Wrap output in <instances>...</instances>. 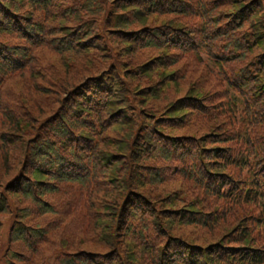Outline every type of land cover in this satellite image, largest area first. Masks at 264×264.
<instances>
[{
	"label": "rangeland",
	"instance_id": "1",
	"mask_svg": "<svg viewBox=\"0 0 264 264\" xmlns=\"http://www.w3.org/2000/svg\"><path fill=\"white\" fill-rule=\"evenodd\" d=\"M29 1L0 34V264L72 260L64 250L77 242L61 246L58 222L78 214L97 228L89 250L112 251L100 264H119L120 246L136 264H264V0ZM155 57L148 70L168 68L153 88L146 75L135 83L145 67L118 65ZM140 158L147 171L132 183L146 197L130 212L119 161L134 170ZM32 164L57 177L34 200L9 191L32 182ZM156 194L165 205L147 198Z\"/></svg>",
	"mask_w": 264,
	"mask_h": 264
},
{
	"label": "trees",
	"instance_id": "2",
	"mask_svg": "<svg viewBox=\"0 0 264 264\" xmlns=\"http://www.w3.org/2000/svg\"><path fill=\"white\" fill-rule=\"evenodd\" d=\"M19 1L20 0H0V34L3 32H6V31H11L13 29V27H10V25L8 24L6 19L7 18L13 19L14 17H18V11L20 10L19 3H29L31 5H34L29 0H23V2H19ZM9 2H12V4L9 5L8 4ZM37 4H40V1L37 2ZM121 20H123V19H121V18L118 19L116 28L124 30V31H128L129 24L125 23V22H121ZM33 30H36L37 32H41L40 28H34V27L29 28L30 32H32ZM89 37H90L89 39H91L93 36H89ZM119 54H121L120 51L118 52V55ZM159 58L160 57H155V58L151 59L149 62H147L146 64L145 63L143 64L140 62L131 63V62H129V60H125L123 62L118 63V65L120 68H122L125 64L129 63L132 67L131 69H133L132 71L138 72L140 67H145L146 65H149V64L153 63L154 61H157ZM166 68H168V65L162 64L161 62H156V64L152 65L149 70L145 67L146 71L141 73V76L138 73L135 83L141 82V78H142V81H144V75H146L148 78H145V80L147 81V79H148V81L151 83V86L149 88H153V87L164 82V80L160 78V73H163ZM126 71H129V70H126ZM144 100H145V98L142 99V101H144ZM46 147H47L46 152L44 150H42V153L45 155H47V153L51 152V150H49V146H46ZM126 152L128 153V156H127L128 159H131L132 150H130L128 148V150ZM121 155H123V154H121ZM47 156H49V155H47ZM40 159H41V161H43V159H45V161H47V164H52V162H50V160L48 158H46L44 155H41ZM144 159L145 158H140L139 160L134 161L135 162V168H136L134 170L130 166H125V163H127L128 160H123L121 162L119 161V163H122L120 166V169H122L123 167H127V170L123 171L124 176H123V179L121 181V186H122L123 192H124V205L127 207V209L130 212L132 210L136 211L137 210L136 205H141L140 202L143 200V197H146V196H144L145 192L142 193L141 191H138L132 183V180L134 179V176H133L134 171H136L139 175H141L143 173V171H147V170H145V168H147V166L144 165ZM32 167H33L32 176L34 177V178H32V182L26 181L25 179H23L22 183L19 185L12 184V186H10V188H9V191H12L16 194H19L21 196H24L28 199H33V200L37 199V197H42V196L46 195L47 193L52 192L53 188L47 187V186L54 185V180L57 177L56 176L53 177V176L44 174L43 171L46 168L45 165H40V168H38L35 164H34V166L32 164ZM48 168H50V167H48ZM60 177L65 178L64 176H62V174ZM148 177H149L150 181H156V176L153 173H150V175L145 176L144 178H148ZM140 178L142 179L143 177H140ZM69 179L73 180L75 178L70 176ZM75 180H78V179H75ZM20 182H21V179L17 183H20ZM10 183L11 182H9V184ZM34 183H36V185ZM45 185H47V186H45ZM117 194H119L117 191H116V193H110V197L107 196V203L105 205H103V210L105 211L104 214L107 215L108 217H110L111 212H113V216H116V214H115L116 208L118 207L119 203H118L117 207L115 205L117 203V200L119 201L120 199L123 198L122 194H119L118 198H113ZM158 196H159V194H156V196L153 195L152 197L150 195V196H147V198H149L154 204L165 205L164 202L159 201ZM67 198L69 201H75L71 195H68ZM2 208H3V206H2ZM39 209H40V211H42V213H49V214L54 213L49 207H42ZM165 211L172 215L173 212H179L181 210H174L173 208H169V209H166ZM126 217L127 216L125 215V218ZM88 219L90 221L94 220V218L91 214H88ZM76 220H77V224L74 226H72L73 222L64 223L61 220H60L61 223L58 222V226L60 227V229H61V224H63V227L61 229V234L62 235L65 234V236L69 238L68 242L62 244L61 246H63L64 249H68L69 245H72L73 243L77 242V246H74V247H77L78 251L75 250V251L70 252V251L63 249L65 251V253H67L68 255L71 256L72 260H69L68 262H65V263H63V261H56V262L58 264H100V263H102L101 262V255L107 256L112 251L107 253V254H100V253H96L95 251L89 250V247H93L90 245L96 244L94 242L97 241L99 238V235L97 233V228H94L93 225L92 226L90 225L88 227L87 226L88 223L85 222V220H87V218L84 217L83 214L82 215L78 214L76 217ZM172 221H173V219L171 217L167 218L166 223H165L166 226L168 227V225H169L168 222L173 223ZM94 222H95V220H94ZM107 226H110L109 222L106 223V225H105L106 230H107ZM111 229H112V227L109 229V232H111ZM121 229H122L121 232H123L124 231L123 225H121ZM169 231L172 232L171 229H169ZM126 232L127 231H125V233ZM53 233H54V231H53ZM90 233H91V240H94V241H91L90 239L87 238V236H89ZM37 234H38V237H42L44 234H46V230L43 228H37ZM14 236L16 237L17 240H21V241L27 240V234L23 230H21L20 228H18L15 231ZM121 245H123V242ZM98 247H100V246L97 245V248ZM50 248L51 247L48 248V251L51 253L53 251ZM46 249H47V247H46ZM95 249H96V246H95ZM118 249H119V255H116L114 257V259L116 260V263H119V264H136L137 263V251L135 249H133V248L129 249V247H126L125 250H122L121 246ZM188 251H190L189 252L190 257H193V256L198 257L199 256L197 250L195 249V247L193 245L190 246ZM200 257H202L203 259H206V257H207L206 250L201 252ZM105 260H108V259H105ZM29 264H48V263H45L44 257L41 254H39Z\"/></svg>",
	"mask_w": 264,
	"mask_h": 264
}]
</instances>
